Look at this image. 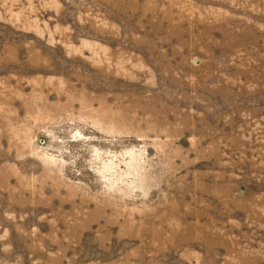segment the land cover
<instances>
[{"label": "rangeland", "instance_id": "obj_1", "mask_svg": "<svg viewBox=\"0 0 264 264\" xmlns=\"http://www.w3.org/2000/svg\"><path fill=\"white\" fill-rule=\"evenodd\" d=\"M0 264H264V0H0Z\"/></svg>", "mask_w": 264, "mask_h": 264}]
</instances>
